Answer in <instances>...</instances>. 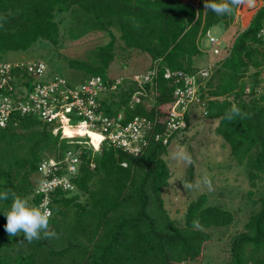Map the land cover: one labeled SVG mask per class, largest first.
Masks as SVG:
<instances>
[{
    "label": "trees",
    "instance_id": "16d2710c",
    "mask_svg": "<svg viewBox=\"0 0 264 264\" xmlns=\"http://www.w3.org/2000/svg\"><path fill=\"white\" fill-rule=\"evenodd\" d=\"M238 8L231 15L217 16L205 10L204 3L197 11L180 0H0V60L7 52H26L40 40L58 45V15L84 13L94 29L109 31L112 40L92 51L93 61L71 59V67L84 71L87 79H109L115 60L114 31L119 32L124 49L147 53L152 64L162 62L155 101L145 99L135 110L128 108V117L159 115L165 120L175 89L163 78L165 68L198 71L194 60L202 54V38L220 24L230 28ZM263 22L264 5L246 29L235 31L203 89L206 118L218 121L215 132L230 146L234 160L247 164L252 186L248 196L258 208L245 231L232 238L231 259L225 264H264V196L254 199L258 183L264 181V87L260 80L264 52L258 39ZM252 70L253 83L248 87L244 80ZM137 90L136 85L125 84L109 94L104 102L107 113L127 108ZM233 105L241 115L228 121L225 113ZM162 130L163 125L154 132ZM68 141L60 140L35 117H18L0 127V191L15 193L38 207L43 196L36 195L33 178L44 159L70 148ZM169 146L152 139L138 156L106 148L95 158V169L90 167L91 153L84 152L75 180L78 192L52 193L54 214L49 227L59 234L58 239L29 243L23 233L10 236L4 213L12 201H0V264H203L212 242L209 230L231 226L235 215L206 205L207 197L201 195L189 203L183 226L171 217L163 198L172 177L164 158Z\"/></svg>",
    "mask_w": 264,
    "mask_h": 264
},
{
    "label": "built area",
    "instance_id": "2783aa9c",
    "mask_svg": "<svg viewBox=\"0 0 264 264\" xmlns=\"http://www.w3.org/2000/svg\"><path fill=\"white\" fill-rule=\"evenodd\" d=\"M197 11L204 0H180ZM257 2L252 0L249 8ZM212 46L211 52L221 54L220 41L206 35ZM260 48L264 52V22L259 30ZM201 47V45H200ZM203 52V50L201 49ZM160 60L140 75L128 78L105 79L93 76L81 85H71L67 79L51 74L44 61L5 62L0 60V127L15 122L18 117H35L52 128L60 140H69L70 147L62 155L44 159L37 174L42 181L36 188V195L43 196L38 207L52 209V193L76 194L75 180L83 166V153H91V169L96 168L95 158L104 149H118L138 156L152 139L169 145L179 134H186L199 119L207 116L203 89L211 77L215 63L194 73L165 68L163 78L175 85L173 103L166 118L159 115L154 119L143 116L129 118L126 110L133 111L147 99L154 102L157 95V80L161 76ZM125 84H134L138 90L132 95L128 107L116 114H109L104 102L109 94H115ZM163 123V124H162ZM161 132H154L161 127ZM67 130L72 134H67Z\"/></svg>",
    "mask_w": 264,
    "mask_h": 264
},
{
    "label": "rangeland",
    "instance_id": "374dc122",
    "mask_svg": "<svg viewBox=\"0 0 264 264\" xmlns=\"http://www.w3.org/2000/svg\"><path fill=\"white\" fill-rule=\"evenodd\" d=\"M252 1V0H251ZM257 6L249 8L248 0L239 6L234 24L228 31L222 24L213 27L209 33L220 41L221 54L214 55L209 38L204 36L201 40L202 54L195 58V67L203 69L211 63L222 58L225 48L231 43L237 29L244 30L250 23L251 17L264 0H254ZM60 21L59 44L54 45L48 40H40L26 52H7L1 60L15 63L22 61H44L51 74H57L68 80L71 85H81L87 80L86 73L71 67V59L93 61L92 51L99 46L108 44L112 40L109 31H100L93 28L90 17L84 13L66 12L58 15ZM116 36L115 60L112 63L109 79L128 78L145 73L152 64L151 57L139 50H126L120 38V33L114 31ZM252 70L244 83L251 87L253 79ZM261 86L264 87V74L261 77ZM199 112L193 118L196 124L186 134H179L172 141L165 156L172 177L169 186L164 190L163 198L171 217L177 220L180 226L184 225L185 214L190 202L206 195V205L220 207L231 211L235 215L234 223L225 228L210 229L212 242L207 246L203 264H225L231 259V241L234 236L245 231V225L254 210L248 192L252 190L247 164L240 165L231 155L230 146L216 134L218 121L206 117L199 119ZM72 147V146H70ZM185 150L192 157V163L173 158V153ZM257 148L253 150L255 155ZM204 175H208L214 186V191L208 192L201 187L200 190H187L182 182H195ZM34 182L37 186L42 176L36 174ZM36 186V187H37ZM264 196V181L258 183L254 199Z\"/></svg>",
    "mask_w": 264,
    "mask_h": 264
},
{
    "label": "clouds",
    "instance_id": "9594fccd",
    "mask_svg": "<svg viewBox=\"0 0 264 264\" xmlns=\"http://www.w3.org/2000/svg\"><path fill=\"white\" fill-rule=\"evenodd\" d=\"M250 3L251 0H248ZM245 0H204L205 10H210L217 16L231 15L233 11L243 5ZM241 115L240 109L233 105L225 113V118L228 121L234 120L236 116ZM173 158L183 161L186 164L192 163V157L185 150L181 149L173 153ZM183 188L187 190H200L201 187L207 189L208 192L214 191V186L211 178L204 175L195 182H182ZM11 199V208L5 214L6 224L5 231L10 236H17L23 233V238L29 243L34 240L44 239H58L59 234L51 230L49 227V220L51 218V211L36 206H30L28 201L16 196L15 193L7 190L0 191V201H7ZM195 227H199L198 221H193Z\"/></svg>",
    "mask_w": 264,
    "mask_h": 264
},
{
    "label": "bare ground",
    "instance_id": "6f19581e",
    "mask_svg": "<svg viewBox=\"0 0 264 264\" xmlns=\"http://www.w3.org/2000/svg\"><path fill=\"white\" fill-rule=\"evenodd\" d=\"M66 132H67V134H72V132H71V131H69V130H67Z\"/></svg>",
    "mask_w": 264,
    "mask_h": 264
},
{
    "label": "crops",
    "instance_id": "0c3cea01",
    "mask_svg": "<svg viewBox=\"0 0 264 264\" xmlns=\"http://www.w3.org/2000/svg\"><path fill=\"white\" fill-rule=\"evenodd\" d=\"M238 12H239V10H238ZM230 28H231V27H230ZM230 28H228L227 30L230 31ZM200 44H201V43H200Z\"/></svg>",
    "mask_w": 264,
    "mask_h": 264
}]
</instances>
